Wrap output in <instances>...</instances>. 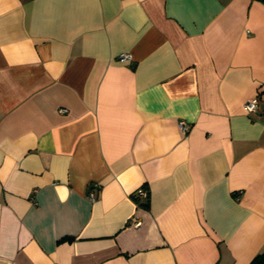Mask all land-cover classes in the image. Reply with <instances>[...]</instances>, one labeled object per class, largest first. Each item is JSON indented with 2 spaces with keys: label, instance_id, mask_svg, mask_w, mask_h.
Instances as JSON below:
<instances>
[{
  "label": "crops",
  "instance_id": "1",
  "mask_svg": "<svg viewBox=\"0 0 264 264\" xmlns=\"http://www.w3.org/2000/svg\"><path fill=\"white\" fill-rule=\"evenodd\" d=\"M262 252L264 0H0V264Z\"/></svg>",
  "mask_w": 264,
  "mask_h": 264
},
{
  "label": "built area",
  "instance_id": "2",
  "mask_svg": "<svg viewBox=\"0 0 264 264\" xmlns=\"http://www.w3.org/2000/svg\"><path fill=\"white\" fill-rule=\"evenodd\" d=\"M128 56H129V54H127V53H123L120 55L121 58H127ZM243 106H244V109H245L247 114L257 113L258 98L253 97L251 99L246 100L244 102ZM59 110L65 111L64 108H60ZM178 124H179V127L181 128V130H183L184 132L187 131L188 127H187V124L185 123V121L179 120ZM135 196H137L140 200H144L147 198V190L144 187H139L135 190ZM89 197L93 199L92 194H89ZM131 223L134 226H138L140 224V221L136 220L135 218H132Z\"/></svg>",
  "mask_w": 264,
  "mask_h": 264
},
{
  "label": "trees",
  "instance_id": "3",
  "mask_svg": "<svg viewBox=\"0 0 264 264\" xmlns=\"http://www.w3.org/2000/svg\"><path fill=\"white\" fill-rule=\"evenodd\" d=\"M134 199L136 200L137 204L139 206H147V202H148V194H147V198L144 200H140L137 196L134 195ZM249 264H264V252L257 254L250 262Z\"/></svg>",
  "mask_w": 264,
  "mask_h": 264
}]
</instances>
